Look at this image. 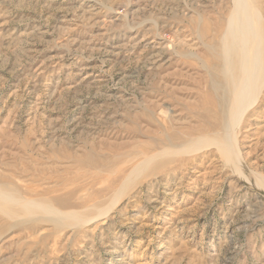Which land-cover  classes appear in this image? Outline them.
<instances>
[{
	"label": "rangeland",
	"instance_id": "1",
	"mask_svg": "<svg viewBox=\"0 0 264 264\" xmlns=\"http://www.w3.org/2000/svg\"><path fill=\"white\" fill-rule=\"evenodd\" d=\"M55 1L0 0V264H264V0L256 103L229 127L233 0H98L104 31Z\"/></svg>",
	"mask_w": 264,
	"mask_h": 264
},
{
	"label": "bare ground",
	"instance_id": "2",
	"mask_svg": "<svg viewBox=\"0 0 264 264\" xmlns=\"http://www.w3.org/2000/svg\"><path fill=\"white\" fill-rule=\"evenodd\" d=\"M50 2L53 4L57 3L55 0H50ZM83 5H85L84 8H79L78 10L75 11L81 12V16H83L84 21L90 23L96 21L95 24H99L100 26L102 25L103 31L106 27L108 28V23L112 25L114 22L115 23L120 22V19L117 18L116 16H111L110 21H108L106 24L105 21L101 22L99 20L101 19V14H103L104 12L103 10L106 7L104 1L102 2L98 0H87ZM231 11L232 13L230 14V17L226 24L227 28L225 29L221 37L223 43L222 51L225 54L223 60L224 63L223 69L225 70L227 74V78L229 79V90L225 92V97L228 99V103H229L228 104L229 109H228V114L226 115L225 123L223 124L224 127L226 126L229 127V125L234 124L233 123L234 121L236 122L239 121L241 116H243V114L248 112L246 110H248L253 105H255L256 103L255 100L254 99L250 100V97H248V95L250 92L252 93L253 90L256 91L257 81L262 76L261 67H260V63H261L260 45L262 41L260 39V32L258 31L259 28H258L257 20L255 18L256 16L254 17L253 15V12L255 10L251 6V4L248 3V0H233V7ZM141 25H143V28H145V30L147 27H149L148 24L147 25L141 24ZM126 28H128L129 30L127 31V33L130 35V39L132 40V42L136 43L135 47L144 48V49L149 47L150 49L151 48L150 46L156 43L153 40L149 42V39L152 37L150 38L147 37V33L145 32V30L144 31L141 30V27L134 26L132 28L130 26H126ZM149 30L150 28L147 31L149 32ZM198 35L199 34H197V36ZM197 36L194 37L196 44L197 45L201 44L205 48H208L212 56L214 55L216 57V55L214 54L215 53L214 47L204 43L203 40H201L200 35L198 37ZM121 47L122 46L119 45V47L115 48V51H120ZM237 51L240 56L238 63H236L237 67L235 66L236 68H238L237 75H234L235 68H234L233 52L236 53ZM191 55L198 58V60H201L199 59L200 56L197 55L196 53H193ZM147 57L148 59H145V61L148 63L151 62V64L153 65H159V63L161 62L164 64L171 63V58L167 59L165 55H163L161 52L157 53L155 50L150 51ZM261 185L263 187L261 189L263 190L264 182L260 181V187ZM111 211H112L111 209L106 210L103 213L102 217L98 216V218L93 222H97L98 220L105 219L106 216L111 213Z\"/></svg>",
	"mask_w": 264,
	"mask_h": 264
}]
</instances>
